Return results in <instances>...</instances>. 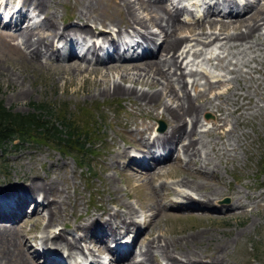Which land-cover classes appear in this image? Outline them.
Returning <instances> with one entry per match:
<instances>
[{"label": "bare ground", "instance_id": "bare-ground-1", "mask_svg": "<svg viewBox=\"0 0 264 264\" xmlns=\"http://www.w3.org/2000/svg\"><path fill=\"white\" fill-rule=\"evenodd\" d=\"M5 1L6 6L8 0ZM53 1L22 0L20 7L14 10L7 20L9 23L14 21L13 29L10 28V24L6 23L4 25L6 29L4 31L0 30V34L3 37L4 35H8L15 40V45L21 54L19 63L24 62L33 68L34 65L44 67L48 61H58L61 59V55L58 53L60 48L57 42L61 44L64 41V45H68V49L66 48L68 52L62 55V60L67 58L66 63L62 62L64 63L63 66L72 69V72L76 74L90 70H101L98 65L91 68L90 64L82 68L78 61L74 60V57L77 55L74 54L75 51H72L71 47L80 39L87 41L88 45L83 54V59H86V55L89 53L94 58L95 63L104 64L112 61L111 64L104 65L103 68L112 66L111 71L120 74L122 83L123 81H131L133 84L132 86L131 84L127 86L121 84L118 79H109L106 71L102 73V78L98 82H102V85L98 84L99 89L96 92L97 94H104L107 91L108 94L111 92L112 95L131 98L130 100H133L141 108L151 107L148 114L152 120L158 117H167L169 126L168 130L164 132H155L152 124H146L141 129H137L136 131L131 130V133H129L130 137L128 138L134 144L132 148L138 153L148 154V160L145 158L139 160L140 156L137 153L131 154L130 151L119 148L113 150L111 153L109 152V157L104 161L105 168L108 170L118 167L120 171L126 172L127 177L133 176L136 182L146 181L151 183L155 200L151 202L147 210H152L150 214L152 222L150 217L146 219V216L143 217L142 222L136 220L135 217L138 215H136V209L134 210L133 205L121 203L117 204L118 209H113L115 212H113L112 208H107L102 215L91 214L83 217L82 221L74 226L79 233L76 237L70 238L60 231L58 234L52 233L47 234V236L39 237L33 235L28 237L23 230V224L27 220H32L35 223L40 222L42 228L47 227L48 224L53 225L55 222H59L64 226L68 224L67 217L70 201L67 199H70V194L68 189L69 184H67L65 176L63 173H58L62 177L64 176L63 181L60 182L55 177V173L43 179H39L36 174L31 180L5 185L0 191V264H40L37 260L39 255L38 250L30 249V239L34 241L41 239V243L49 241L53 244L50 247L54 251V256L52 259H49L45 255V264H82L78 261V258L81 261H88V264H150L151 261H154L156 264H162L157 259L158 257L160 260H164V264H221L220 258L226 253V249L229 247L228 244L232 240H227V238L219 239L217 236H213L207 229H197L180 236L167 235L157 230V226L153 227L156 225L153 217L164 216V214L169 216L170 214H167L166 209L172 208L186 210L187 213L199 216L204 209L206 212L209 208L213 211L223 209L227 214L246 213L249 205L242 200V197L255 205L264 203V196L261 192H257L256 196H254L247 193L241 194L238 190H233L231 195H229L233 202L219 204L214 201L221 199L223 194H225L222 190L223 188L220 189L218 186L219 182H209L210 178L215 179L214 168L223 161L225 155H228L229 151L224 148L225 145L239 144V138L236 135L237 130L232 126L226 127L228 115L234 112L237 113L235 122L240 123L242 112L257 108L258 104L256 101L263 96V93L259 89L261 82H258L253 77L252 72H258L262 76V79H264V33L261 32L264 25V6L257 4L259 5L257 8L254 4H251L245 7L242 14L244 18L241 21H239V18H236L240 16L239 14H236L235 18L232 15L224 14L227 20L234 19L230 22L221 19H211V15H219L220 12L214 14L209 7L205 8L202 20L197 19L191 24H186L179 21V17H181L183 11L187 9L184 6L182 8L173 6L169 9V5L162 4V0H149L147 6L143 7L142 0H134V2L130 0L124 1V7H126V10L124 9V26H130L131 28V32L127 36L135 37L136 34H139L142 37V35L147 34V37H145L147 45L145 50H152L151 44H153L154 48L155 46L157 48L156 41H159L160 51L166 53L164 55L161 54L160 58H157L156 53H152L150 55H153L152 57H143L137 54L134 58L141 57L143 59L139 63L131 65L121 63L119 53V38L126 29H122L121 26L115 24V20L111 18L107 19L110 24H105V27L102 26V23L106 21L105 15L102 12L94 11V6H96L99 0H78L77 19L80 22L66 23L64 21L62 25H59V22L56 20L57 10L53 6L51 7ZM211 3L215 7L224 6L232 10L231 6L237 5V0H213ZM116 5L120 7L121 3L116 1ZM194 5L197 8L198 2L194 3ZM135 10H142L144 13L140 12L138 14ZM39 13L44 14L42 20L37 18ZM229 13L233 14L234 12L229 11ZM198 15L200 16L201 14L198 13ZM34 18L36 19L31 23ZM199 21L202 23H199ZM88 23L92 25L90 26ZM217 24H219L218 28H216ZM39 26L50 33L43 37L42 33H45L42 32L43 30L34 32V29L37 30ZM153 26L157 27L158 32H152L148 29ZM207 28L216 30L209 31L206 30ZM110 29L114 30L117 39L113 37ZM189 29H191V34L196 33L197 29L199 30L198 35H193L196 36L197 46H202V48L193 51L192 57H194V60L187 65V67L192 65V68L186 73L182 70V62L179 59L184 55H186L184 59H187L191 50L187 52L183 51L180 54L183 43L188 41V36L180 34V31H188ZM229 29L233 31H229ZM156 35H159L160 38L155 39L154 36ZM106 44L109 47H113L114 50L112 53L107 51L102 56L100 55V51L104 50ZM134 46L139 47V42L134 41L130 48ZM213 49L220 52L218 51L214 54ZM225 50H229L228 53H232L231 57L240 55V62L243 61L245 67L249 68V70L247 68V70H241L243 67L228 68L229 65H232L234 59L231 64H224L225 57H223L222 53ZM206 54H210V57H207ZM145 55H147V52H145ZM200 58H202V61L210 62L219 71L226 70L228 75L233 76V79H224L227 74L224 76L220 74L213 75L212 77L218 79V81L214 84L207 79L206 90L197 91L199 74L203 73V77L207 75L206 70L202 69L199 65L200 62L197 63ZM214 60L216 62H213ZM253 62L256 64L255 66H253ZM196 66L197 69H194ZM241 66L243 65L241 64ZM177 71H180L179 75ZM176 74L178 76L174 77ZM186 76L195 79L192 83L193 87L196 88L194 96L186 90L188 84ZM107 81H110V83ZM226 81L229 83L234 81L237 86L231 87L228 85L222 92H213L212 96L207 94L209 90L217 89L220 87V84ZM4 82L7 84L15 83L9 76L4 79ZM136 84L146 86L148 89L137 88ZM13 87L15 86L13 85ZM24 89L18 87L17 90H14L12 97L16 98L18 96L22 98L27 94ZM230 95L235 97L232 99ZM216 100L217 102H215ZM229 102L232 110L224 106H229ZM161 108H163V113H158V110ZM214 109L218 111V114L215 115V120L210 122L212 124L211 129L198 130L201 115L208 110L214 111ZM151 128L153 129L151 130ZM150 136L154 137L153 139L151 138V141ZM159 150H163L161 157ZM175 154L176 156H174ZM184 160V165H181L179 162ZM172 163L179 164V168L184 173L173 182V194L176 198L162 201L163 197L161 194L159 195V191L166 188L167 182L163 183L159 181L156 184L153 180L159 178L163 169L168 172ZM197 165H199V169L193 170L192 168H188ZM174 167L178 166L174 165ZM200 168L204 170L201 171ZM207 173L210 174L209 177ZM105 179L107 182H112L114 177L106 176ZM228 186L229 189L232 188L230 184ZM10 192L12 193L10 194ZM33 193L38 197L37 200L33 198ZM168 194L170 195V192ZM168 194H166L165 198L169 197ZM30 202L34 205L32 211L35 215H27L25 218H22L23 215H26ZM72 213L74 214V210ZM3 214L7 215L6 218H4ZM18 216H21L19 218L21 219V223L15 225V220L18 219ZM146 227L148 228L147 231ZM55 228L57 229V227ZM144 229L145 231H143ZM132 231L135 232V236L132 238L131 244H124V239H121L122 236ZM245 231V229L239 231L235 239L238 235L245 233ZM142 233L144 234L141 236ZM140 236L142 238L141 241ZM110 242H117V244L114 248H110ZM89 244L92 246L90 245V247ZM35 246L37 247V245ZM207 247H210L208 250L209 254L206 253ZM123 248L125 249L123 250ZM84 249L86 254L88 252L95 255L94 251L98 253L95 257L89 255L90 257L80 258V256H84ZM176 251H179L180 254ZM102 253L105 255H102ZM176 253L180 255L178 259H175ZM204 255H208L206 256L207 259L204 258Z\"/></svg>", "mask_w": 264, "mask_h": 264}, {"label": "rangeland", "instance_id": "rangeland-1", "mask_svg": "<svg viewBox=\"0 0 264 264\" xmlns=\"http://www.w3.org/2000/svg\"><path fill=\"white\" fill-rule=\"evenodd\" d=\"M20 1L21 0H18V2ZM116 1H119L121 3L120 7L116 5ZM124 1L127 2L128 0H99L97 2L96 6H94V11L102 12V14L105 15L104 18L106 19V21L102 23L103 27H105V24H110L108 20L111 18L114 19L116 22L115 24L121 26L122 29L127 28L123 32L130 30V28H128L130 26H124V12L126 10V7H124ZM130 1L134 2V0ZM148 1L149 0L141 1L143 7L147 6ZM162 1V4H168L167 0ZM5 2L6 1L4 0V6ZM170 2H173V0H170ZM196 2H198L199 6V0H196L194 3ZM254 5L257 8L259 7L257 3H255ZM52 6L57 10L56 20L57 22H59V25H62V22L64 21L66 23L80 22V20L77 19L79 6L78 0H54L51 3V7ZM136 6L139 7L137 4ZM261 6H264V4H261ZM121 7L124 8L122 9ZM136 12L140 14L142 10H138ZM114 15H116L117 17H114ZM192 16L193 15L191 14L183 12L180 18L188 17L189 21L187 22L188 24H191V21L193 20ZM43 17L44 14L39 13V16L37 18L42 20ZM243 18L244 15L240 16L239 21H241ZM206 20L208 21V19ZM214 20L219 19L214 18ZM232 20L234 19H228L226 22H230ZM199 23L202 22L199 21ZM88 24L90 26L92 25L91 23ZM205 24L206 26L208 25L207 22ZM218 27L219 24L216 25V28ZM43 29L44 28H41L39 26L37 30L34 29V32H38L39 30L42 31ZM148 29L152 32H158L156 26H153ZM206 30L213 31L216 29L207 28ZM261 30V32L264 33V25L262 26ZM190 31L191 29H189L188 31H180V34L188 36V41L183 43L180 54L183 51L187 52L191 50L188 54L187 59H184L186 55L182 56L179 59V61L182 62V70H184L186 73H188L192 68V65H189L188 67L187 65L189 62L194 60V57H192L193 51L200 50L202 48V46H197L198 44L196 41V36L193 35H198L199 30L197 29V32L193 34H191ZM229 31L233 30L229 29ZM42 32H45L42 33L43 37L46 34L50 33L49 31L45 30H43ZM154 37L156 39L159 37V35H156ZM60 45L61 44L59 43V46ZM144 45L146 46L145 43ZM8 46L10 49L8 48ZM151 46H153V44H151ZM218 51L219 50L213 49L214 54H216ZM228 51L229 50H225L222 53L223 57H225V61L223 62L224 64L229 65V63L231 64L234 59L232 65H229L228 68L233 69V67H243L244 69L242 68L241 70H249V68L245 67L243 61L240 62V55H237V57H231L232 53H228ZM161 54L164 55L166 53L159 51L156 54L157 58H160ZM20 56L21 54L19 49H17L15 45V40L8 35H4V37L3 35L0 36V102L3 104V106L12 109L15 112L26 113L32 111V107L36 103H44L51 107L50 111L53 116L62 118V115H65L67 121L72 122L74 126L78 127L80 132L86 130H90L92 133L95 132L94 136L92 137V140L95 141V144L93 147L90 148V153H84V155L86 156L81 162L83 163V165L79 164V158H81V154L76 150H73V153L67 154L55 148L51 144L35 143L34 141L21 143L18 139H14L11 142L6 141L3 144V147H1L0 149V191L5 185L14 182L21 183V181L31 180L33 176H36V174L39 179H43L46 176H50L55 173V177L60 182L63 181V177L65 176L66 181L68 182L67 184H69L68 189L70 199H67L70 201L68 207L69 214L67 217L68 224L64 226L61 225L59 222H55L53 225L48 224L47 227L42 228L40 222L35 223L34 221L32 222V220H27V223H22L23 230L26 235L28 237L33 235L39 237L47 236V230L49 228L57 227V229L55 230L63 232V234L65 233V235L69 236L70 238L76 237L79 235V233L74 228V226L78 222L82 221L83 217H86L91 214L102 215L103 212L107 210V208H112V210L118 209L117 204L121 203H130L131 205H133L134 210L136 209V215H138L135 217L136 220L142 222L143 217L145 216L146 219H148L149 217L151 219L152 217L150 214L152 213V210H147L151 202L155 200L151 183L146 181L136 182V179L133 178V176L127 177L126 172L120 171L118 167L111 168L110 170H108L107 168H105L104 161H106V158H108L110 153L115 149L121 148L126 149L130 152L134 149L132 148V145H134L133 142L130 140V138H128L130 137L129 133H131V130L136 131L137 129H141L142 126L146 124H152V127L155 128V132H164L168 130L169 123L167 117H158L157 119L152 120V118L148 114V112L151 110V107L141 108L133 100H130L131 98L112 95L111 92H109V94L107 91L104 94L96 93L99 89L98 84L102 85V82L98 83L102 78L101 75L106 71L109 79H118L121 84H125L127 86H129L130 84L131 86L133 85L131 81H123L122 83L120 79V74L115 71H111L112 66L108 68H103L104 65L111 64L112 61H109L108 63L104 64L95 62L89 63L85 60L78 61L82 68L90 64L91 68L95 65H98L101 70H90L80 72V74H76L75 72H72V69L68 68L67 66H63L64 63H55V61L53 60L48 61L44 67L34 65L33 68L32 66H29L24 62L19 63ZM206 56L210 57V54H206ZM237 58L239 59V63L237 62ZM140 61L141 60L121 63L132 65L139 63ZM66 62L67 61H65V63ZM198 62H200L199 65L201 66V68L206 70L207 75L203 77V73L199 74L200 76L198 78L199 81L197 91L206 90L205 85L207 79L215 84L218 79L212 77L213 75L220 74L224 76L227 74L224 79H233V76L230 74L228 75L226 70L219 71V69L214 68L210 62L208 63V61H202V58H200L197 63ZM213 62L216 61L214 60ZM241 64L243 66H241ZM255 65L256 64L254 63L253 66ZM194 69H197V66L194 67ZM171 70H173V68H171ZM179 73L180 71L177 74L179 75ZM177 74L174 77L178 76ZM252 75L258 82H261V84L259 85V89L261 90L264 96V79H262V76H260L258 72H252ZM7 76H9L15 83L7 84L6 82H4V79L7 78ZM194 80L195 79H193L192 77L186 76V81L188 83L186 86V90L192 96L196 94V88H194L192 85ZM107 82L110 83V81ZM226 82L220 84V87H218L217 89L214 88L213 90H209L207 94L209 96H212L214 94L213 92H222L228 85L231 87L237 86L234 81L230 83L228 81ZM13 85L15 87H13ZM140 86L141 85L136 84L137 88L148 89V87L146 86ZM18 87L25 88L24 90H26L27 94H25L22 98L18 96L16 98H13L12 94H14V90H17ZM263 96L261 99H256V102L258 104L257 108H254L253 110H245L246 112H242V114L240 115V123L235 122V118L237 117V113L235 112L229 114L227 117L228 123L226 127L232 126L234 127V129L237 130L236 135L239 138V144L230 146L225 145L224 148L229 151L228 155H225L223 161L214 168L213 171L215 179H209V182L211 183L215 181L219 182L218 186L220 187V189L223 188L222 190L225 193L223 194L221 199H217L214 202H217L219 204H229L233 202V200H231L229 197L233 190H238L239 192H241V194L247 193L249 195L252 194L254 196H256L255 194L257 192H261L264 196V171L262 169L261 164L262 155L264 153ZM234 97L235 96L232 97V95H230V98L233 99ZM215 102H217V100ZM228 104L229 106H224L229 108V110H232L230 102ZM217 112L218 111H215V109L214 111L208 110L204 112L205 114L203 113L204 115H201L200 120V123L202 125L199 123L198 130L211 129L212 124L210 122H213L215 120V115L218 114ZM158 113H163V108L159 109ZM161 125H163L164 127L160 129ZM153 128H151V130ZM151 138L153 139L154 137L150 136V141ZM174 156H176V154ZM182 162L179 163L181 165H184L185 160ZM171 165L173 167L174 165L178 167L173 168L172 166H170V170H168V172L163 169L159 178L153 180V182L156 184H158L159 181L163 183L167 182L166 188L161 189L159 191V195L161 194V196L163 197L162 201H169L170 198H176L173 194V182L176 181L175 179H177L184 173V171L179 168V164L177 165L175 163H172ZM198 166L199 165L190 166L188 168L196 170L199 169ZM200 170L202 171L204 169L200 168ZM58 173H63L64 176L62 177ZM56 175L59 177H57ZM106 176H113L114 180L112 182H107L105 179ZM207 176L209 177L210 174L207 173ZM229 184L232 187L230 189L228 188ZM19 191L23 192L22 190ZM12 192H10V194ZM168 192H170V195L168 194ZM166 194H168L169 197L165 198ZM33 196V198H36V194L33 193ZM242 200L245 203H248L249 205V207H247L246 213L239 212L235 214H227V212L223 209L219 211H213L209 208L206 212L204 211V209L202 214L199 216L187 213L186 210L172 208L166 209V212H168L167 214H170L169 216L164 214V216L153 217V221H156V225H154L153 227L157 226V230H160L161 232H164L167 235L173 236H180L187 232L195 231L197 229H207L213 236H217V238L219 239L227 238V240H232L228 244L229 247H227L226 253L221 256V258H223L224 260L220 258L221 264H264V203H260L258 205L256 204V206L244 197H242ZM32 209V206H30L28 208V211L26 212V215H24V217L22 218H25L27 215L34 216L35 213H31ZM73 210L74 214L72 213ZM113 212L115 211L113 210ZM3 216L4 218H6L7 215L3 214ZM17 223H21V219H19L15 223V225ZM147 229L148 228L146 227V231ZM242 229H245L247 232L245 231V233L238 235L235 239L237 233ZM143 231H145V229ZM143 234L144 233H142L141 236ZM141 236L140 241L142 239ZM30 242L31 250L37 248L35 245L38 244L36 243H40L42 246L46 245V242L41 243V239H37L36 241L30 239ZM90 245L91 244H89V246ZM207 248L208 249L206 250V253L209 254L208 250L210 247ZM176 252L179 253V251ZM94 253L97 254L98 252L94 251ZM179 254H175V259H178V257H180ZM102 255L105 254L102 253ZM206 256L208 255H204V258L207 259ZM86 257H89V255H87ZM157 259L161 261L162 264H164V260H160L159 257ZM150 264L156 263L154 261H151Z\"/></svg>", "mask_w": 264, "mask_h": 264}, {"label": "trees", "instance_id": "trees-1", "mask_svg": "<svg viewBox=\"0 0 264 264\" xmlns=\"http://www.w3.org/2000/svg\"><path fill=\"white\" fill-rule=\"evenodd\" d=\"M32 108L30 112L19 113L0 102V149L6 141L14 139L21 143L34 141L51 144L67 154L76 150L81 154L79 164L83 165L84 153H90V148L95 144L92 140L95 132H80L78 127L67 121L65 115L62 118L53 116L47 104L36 103ZM261 164L264 171V153Z\"/></svg>", "mask_w": 264, "mask_h": 264}]
</instances>
